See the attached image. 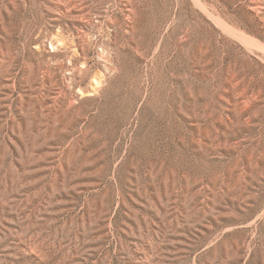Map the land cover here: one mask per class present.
Listing matches in <instances>:
<instances>
[{
	"label": "rangeland",
	"instance_id": "rangeland-1",
	"mask_svg": "<svg viewBox=\"0 0 264 264\" xmlns=\"http://www.w3.org/2000/svg\"><path fill=\"white\" fill-rule=\"evenodd\" d=\"M0 264H264V0H0Z\"/></svg>",
	"mask_w": 264,
	"mask_h": 264
},
{
	"label": "bare ground",
	"instance_id": "bare-ground-1",
	"mask_svg": "<svg viewBox=\"0 0 264 264\" xmlns=\"http://www.w3.org/2000/svg\"><path fill=\"white\" fill-rule=\"evenodd\" d=\"M99 83H100V80H99V79H96V80L93 82V84H94L95 87H96Z\"/></svg>",
	"mask_w": 264,
	"mask_h": 264
}]
</instances>
